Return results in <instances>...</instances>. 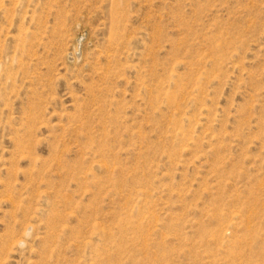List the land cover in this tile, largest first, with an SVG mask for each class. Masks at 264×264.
I'll return each instance as SVG.
<instances>
[{
    "label": "rangeland",
    "instance_id": "rangeland-1",
    "mask_svg": "<svg viewBox=\"0 0 264 264\" xmlns=\"http://www.w3.org/2000/svg\"><path fill=\"white\" fill-rule=\"evenodd\" d=\"M0 264H264V0H0Z\"/></svg>",
    "mask_w": 264,
    "mask_h": 264
}]
</instances>
